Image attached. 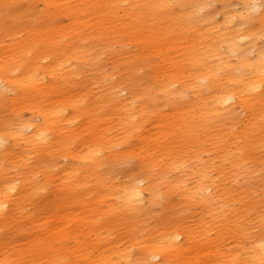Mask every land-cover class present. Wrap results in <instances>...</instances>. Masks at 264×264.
<instances>
[{"label":"rangeland","instance_id":"374dc122","mask_svg":"<svg viewBox=\"0 0 264 264\" xmlns=\"http://www.w3.org/2000/svg\"><path fill=\"white\" fill-rule=\"evenodd\" d=\"M157 1L1 0L0 66L39 53H50L43 65L60 52L71 58L67 67L47 75L44 90L24 95L4 90L6 96L0 97L2 129L36 117V107H68L62 129L54 125L49 130L53 149L41 146L24 153L26 170L40 159L54 168L37 173L40 185L27 184L26 191L19 187L11 196L9 211L21 200L20 192H26L23 212L0 225L3 241L16 237L19 248L29 249L41 220L55 225L72 198L88 191L87 200L77 204L84 214L96 212V205L110 212L94 225L104 242L99 247L90 242L93 259L111 249L113 240L108 236L107 241L104 231L111 220L116 227L111 235L120 249L130 245L131 214L107 209L94 190L96 177L82 186H73L68 178L73 168L81 175L80 155L87 143L96 142L104 163L101 172L113 169L118 176L111 181L114 186L152 169L166 190L152 205L150 235L157 234L159 223L179 224L196 234L203 227L209 230L210 244L200 261L185 257L181 264H204L213 257L223 264L252 261V245L264 242V82L221 107L218 95L223 89L238 91L241 81L252 77L251 64L264 49V0H166L162 6ZM253 2L261 8L254 10ZM19 71L17 67L14 74ZM129 104L135 120L127 124ZM8 145L9 152L0 157L19 161L23 143L9 140ZM200 184L208 185L213 210L189 195ZM70 234L63 240L68 251L75 248ZM137 234L138 242L129 248L135 251L143 244L141 232ZM44 235L49 234L38 238ZM78 235L91 240L84 230ZM199 246L191 243L187 254H195ZM16 248L9 246L14 262Z\"/></svg>","mask_w":264,"mask_h":264},{"label":"bare ground","instance_id":"6f19581e","mask_svg":"<svg viewBox=\"0 0 264 264\" xmlns=\"http://www.w3.org/2000/svg\"><path fill=\"white\" fill-rule=\"evenodd\" d=\"M157 3L159 6H162L166 3V0H158ZM252 4L254 10L261 8L260 2H253ZM24 50H26L25 47ZM77 51H80L79 48H77ZM44 55L48 57L50 53H39V56L32 55L24 62H18L5 67L0 66V97L4 98L6 96L7 92L4 90L20 91L23 92L22 95L27 91L38 92L44 90L47 75L55 72L59 66L62 68L67 67L68 64L66 62L71 61L70 57L64 58V55H67V53L63 54V52H60L52 57L53 61H50L47 65H43L41 60L45 57ZM71 57H73L72 53ZM245 58V55L241 56L244 62ZM17 67H20V71L14 74ZM251 67L252 77L249 82L242 80L236 92L223 89L218 95V106L221 107L227 102L237 100L242 95H250L263 85L264 49H261L257 53ZM112 92L113 95H117V90H113ZM77 101L78 99L75 100V104ZM132 107L129 104L128 108L130 112L127 113V118H125V120L127 119V124L133 123L135 120ZM33 111L36 113V117L40 118L39 121H36V117L31 116L30 119H23L17 124H14L15 122L9 123L4 129L0 128V154L1 152H9V140L15 143L22 142L25 147L19 153V161H4V157H0V225L13 217L14 214L23 212L20 203L26 195V185L31 183H34V185L41 184L38 181L37 173L44 170L47 172L49 169L54 168V164L51 161H47L46 163L40 159L33 167L26 170V167L22 166L26 156L24 153L39 151L42 149L41 146L46 150L53 149V140H49L51 134L49 130L54 125L62 129V124L68 120V107L63 103L51 104L47 107H36ZM130 129L127 128V130ZM37 142L39 145H36ZM99 151L100 147L96 142L87 143L85 153L80 155L84 162L81 175L78 176L73 168L71 171H68V178L73 186H82L87 185L91 177H96L97 186L94 190L99 196L98 199L108 204L107 209H116L122 215L125 213L131 214V219L127 223L131 243L127 247L128 249H120L117 240L111 235L113 230L116 229L115 224L111 220L104 230L107 233L105 235L107 241L109 240L108 236L113 240L109 241L112 245L111 249L109 253L101 252L98 255L96 254L98 256L96 259L101 260L102 264H120L121 261L127 262L125 264H131L129 263L130 260H133L134 264H181L185 257H189V261H191L192 257L200 261L201 254L206 251L207 245L210 244L209 230L203 227L196 234L189 229L180 227L179 224L166 226L159 223L155 225L156 231H158L157 234L155 236H153L154 233L150 235L149 221L154 219L152 205L159 201V196L165 194L166 190L159 184L158 177L153 175L152 169L144 170L138 175L142 176V179L131 175L132 178L127 177L126 181L121 182L120 186H114V183L111 181L118 176H115L116 172L113 169H110L107 173L101 172L104 163H102V156ZM198 173L199 176L205 175L204 171H198ZM143 181H148V183L142 185ZM19 187H23L25 191L20 192L21 200L15 201L12 211H9L11 196ZM207 189V184H200L189 195H197L200 198V202L210 211L213 210L212 205L215 203V200L208 197L209 193ZM90 194L91 192L87 191L86 193L83 192L80 195L74 196L64 207L70 208L63 210V217L57 220L55 225L47 224L49 220H41L38 223L39 229L33 232L36 236L32 239L29 249L19 248L20 242H18L16 237L12 239H10L11 237H5L4 241L0 237V264H43L44 262L46 264H91L95 261L96 259H93V248L95 249V247L90 242L99 247L103 244L104 237L102 231L94 229V225L99 219L107 218L110 212L96 205V212L90 214L84 210V214L77 204L83 199L87 200L86 197ZM112 199H117V202L112 204L110 202ZM70 204L72 205L68 206ZM83 230L91 237L90 241L81 240L78 233ZM137 231L142 234L143 244L136 246L137 251H135L129 248L138 242L140 235L137 234ZM46 232L49 235H44L42 239L38 238L41 233L45 234ZM68 234L73 236L75 242V248L72 251H68L67 246L63 243L65 236ZM197 235L199 236L198 239L196 238ZM188 238L190 239L189 241H187ZM191 243H199L201 245L195 248V254H187ZM10 245L15 246V248L17 247L14 252L16 262L12 259V254L9 250ZM252 249L253 259L250 263L246 264H264V242L259 244L254 243ZM114 256L118 258L114 259ZM204 264L223 263H221L219 257H213L210 260H205Z\"/></svg>","mask_w":264,"mask_h":264}]
</instances>
